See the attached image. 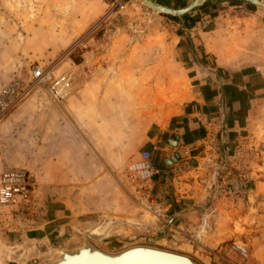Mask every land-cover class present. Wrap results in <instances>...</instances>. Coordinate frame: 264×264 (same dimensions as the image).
I'll return each instance as SVG.
<instances>
[{"label":"rangeland","instance_id":"obj_1","mask_svg":"<svg viewBox=\"0 0 264 264\" xmlns=\"http://www.w3.org/2000/svg\"><path fill=\"white\" fill-rule=\"evenodd\" d=\"M37 67L44 82L33 81ZM14 80L31 87L0 122V171L24 168L32 186L24 208L0 206V264H40L83 239L107 252L146 245L200 264H264L261 6L205 0L177 15L143 0H0V89ZM151 123L160 131L149 137ZM123 132L125 154L104 152ZM178 136L191 153L169 142ZM56 137L71 142L69 186L46 188L60 201L43 208L39 159ZM162 146L177 147L172 169ZM143 152L160 170L150 178L132 168Z\"/></svg>","mask_w":264,"mask_h":264},{"label":"crops","instance_id":"obj_2","mask_svg":"<svg viewBox=\"0 0 264 264\" xmlns=\"http://www.w3.org/2000/svg\"><path fill=\"white\" fill-rule=\"evenodd\" d=\"M124 69H125L124 67H122V68L120 67L118 69L119 70V74L124 75L123 72L121 73V71H123ZM150 69H153L152 66L146 67L144 69V71L147 72ZM128 70L129 71L130 70L133 71L132 67H129ZM149 88H153V87L150 86ZM114 95H115V97H117L116 94H114ZM108 99H109V94H108ZM118 106H120V104ZM139 128L140 127L136 125L134 131L132 133H130L131 134L130 137L133 138L134 141L136 140L137 137H141L142 136V131H141V129L139 131ZM161 128H162V126H161ZM162 129H163L162 131H169V130H171V126H168V128L163 126ZM146 131L149 133V137H151L152 135L153 136L158 135L160 130H159V128L157 126H154L151 123L149 128H147ZM181 134H182V131H179L178 135H181ZM80 135H81L82 139L85 140V143H84L85 144V150H86L85 157L87 158L88 157L87 156L88 155L87 154L88 146L91 149V151H93V147H94V145H93V143H94L93 137H92L91 134H89L88 128H86L85 136H83L82 134H80ZM121 135H122V136H120V137H122L121 140H120V138L116 139L117 140V144L116 145H114L112 147L108 146V148L111 151H109V149H107V146L105 145V147H103L104 152H106L107 154H109V153L110 154H121V155L125 154V147H124L122 141L125 139L126 134H125V132H123V133H121ZM178 137H179V139L176 141V143L178 144V146L180 144V149L178 147L180 153H183L184 155L186 153H191V151H192L191 147H187L185 145V143L183 142V138H181V136H178ZM140 139H142V138H140ZM70 143L71 142H69L68 139L61 140V139H58L56 137L55 143H53V146H54L53 147L54 148L53 149L54 150L53 156L50 157L51 153H46V154L43 153V154L40 155V159H39V161H40L39 164L40 165H39V168H38V186H39V191L42 194L41 195V198H42L41 202L43 204V208H45L47 197H50V200L54 204L55 209L57 208L56 204L60 201V199L56 196V193H54L53 196L49 194L51 189H54L55 192H56V190L58 191V188L61 189L63 187L65 188V187L69 186L68 180L65 179V173L64 172L67 171L68 165H69V163H71V161L70 162L65 161V152H63L62 149H63V147L71 146ZM139 143H140V140H139ZM56 147L59 148V149H57ZM176 148L174 147L173 150H167V148L165 146H162V147L159 148L160 153H159V156H158L159 158L158 159L161 158L164 165H170V169H172L171 167H173V166H175L177 164V162H176L177 158H176V160H173L172 162H170V159L174 158L173 156H177L178 152L176 151ZM140 152H139V154H140ZM46 155H48V156H46ZM46 163H47V165H46ZM91 163L92 162H89V164H91ZM85 164H86V162H85ZM86 166H88V165L86 164ZM155 182L158 184V186L159 185H163V183L161 182L160 179H156V181H154V183ZM46 188H49L48 195H46ZM50 217L51 218L48 221V222H50V224H48V225L51 227L55 223H57V225H59L58 223H60L62 215L61 214L51 215ZM69 217H76L75 221L77 219H79L77 217V215L73 216L72 213H71V216H69ZM51 231H53L52 228H51ZM58 233L61 234L62 231L61 232L59 231ZM180 247H182V248H179V249H183V248H185L186 250H188V249H192L193 250L194 249L193 247L191 248V247H189V246L187 247L185 245H180ZM179 251L184 252L182 250H179ZM12 263L16 264L17 260H16V262H12Z\"/></svg>","mask_w":264,"mask_h":264},{"label":"water","instance_id":"obj_3","mask_svg":"<svg viewBox=\"0 0 264 264\" xmlns=\"http://www.w3.org/2000/svg\"><path fill=\"white\" fill-rule=\"evenodd\" d=\"M205 0H192L182 8L163 6L152 0H143L149 7L164 13L181 15L200 5ZM264 9V2L249 0ZM172 144L174 139H169ZM88 241V240H87ZM84 247L61 248L57 257L44 264H198L194 259L182 254L148 246H132L117 252L105 253L99 247L87 242ZM64 247V246H63ZM99 248V249H97ZM103 250V249H101Z\"/></svg>","mask_w":264,"mask_h":264},{"label":"built area","instance_id":"obj_4","mask_svg":"<svg viewBox=\"0 0 264 264\" xmlns=\"http://www.w3.org/2000/svg\"><path fill=\"white\" fill-rule=\"evenodd\" d=\"M46 79L47 74L40 67L33 70L34 82H44ZM30 87V85L14 80L0 89V122L13 106L24 98ZM132 168L139 172L142 178H150L160 171L151 162L148 152H143L141 162L134 164ZM31 186V176L24 168H9L0 171V206L17 205L24 208L23 203L30 198Z\"/></svg>","mask_w":264,"mask_h":264},{"label":"bare ground","instance_id":"obj_5","mask_svg":"<svg viewBox=\"0 0 264 264\" xmlns=\"http://www.w3.org/2000/svg\"><path fill=\"white\" fill-rule=\"evenodd\" d=\"M106 231V230H105ZM85 238V237H84ZM89 241V240H88ZM87 240H70L68 241L67 243L63 244V245H60L58 248H57V251L56 253L53 255V257L49 260H44L42 261L40 264H44L46 262H49L50 260H52L53 258L57 257V255L61 252V248H73L74 246H79L80 248L81 247H84V244H88ZM90 243L94 244L93 242L90 241ZM95 245V244H94ZM64 246V247H63ZM96 247H98L97 245H95ZM134 246H146V245H134ZM132 247V246H130ZM148 247H153V248H157V249H161V250H165V251H169V252H174V253H178V254H182V255H185V256H189V255H186V254H183V253H179V252H175V251H170V250H166V249H162V248H158V247H154V246H148ZM100 248V247H99ZM97 248V249H99ZM128 248V247H127ZM102 249V248H101ZM99 249L100 251H104V250H101ZM105 253H110V252H107V251H104ZM190 257V256H189ZM192 258V257H191ZM194 259V258H192ZM198 264H200L196 259H194ZM48 264V263H47Z\"/></svg>","mask_w":264,"mask_h":264}]
</instances>
